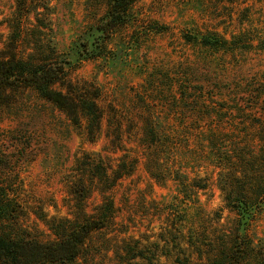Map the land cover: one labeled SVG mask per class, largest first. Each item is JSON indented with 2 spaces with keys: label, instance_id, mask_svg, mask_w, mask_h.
I'll return each mask as SVG.
<instances>
[{
  "label": "rangeland",
  "instance_id": "obj_1",
  "mask_svg": "<svg viewBox=\"0 0 264 264\" xmlns=\"http://www.w3.org/2000/svg\"><path fill=\"white\" fill-rule=\"evenodd\" d=\"M109 2L0 0V56L62 64L102 113L90 141L86 118L73 125L33 89L0 103V232L53 241L101 215L75 264H184L195 244L213 264H237L249 255H221L236 239L262 260L264 0H136L106 35L97 27ZM211 35L225 52L199 46ZM150 129L172 140L152 149ZM122 163L128 173L116 178ZM243 194L247 212L236 207Z\"/></svg>",
  "mask_w": 264,
  "mask_h": 264
},
{
  "label": "trees",
  "instance_id": "obj_2",
  "mask_svg": "<svg viewBox=\"0 0 264 264\" xmlns=\"http://www.w3.org/2000/svg\"><path fill=\"white\" fill-rule=\"evenodd\" d=\"M135 1L110 0L106 17L97 29L107 35L120 26L125 25ZM223 43L225 42L220 40L216 35H211L202 37L199 41V46L209 48L212 50L210 52L215 55V53L226 51L225 45H222ZM56 86L64 87L66 89L65 92L58 90ZM20 89H33L41 99L51 103L56 109L65 114L73 125L79 124L81 117L86 118L89 123L88 133L90 141L95 138L102 119V113L97 104L98 94L94 90L91 91L82 87L78 89L73 88L66 80L62 64L53 63L51 60L34 61L31 55L21 56L16 52L0 56V103L2 104L9 98L11 93ZM257 104L258 101L255 102L256 106ZM255 110L257 112L258 109L255 108ZM259 125H262V122H259ZM172 133L176 134L175 132ZM169 135L171 134L150 129L146 134L147 137H150L149 147L155 149L157 145L170 142L172 138ZM261 137H263L262 134L260 136V143L262 142L263 144L264 140ZM170 148H172V145ZM254 155L250 154V156L255 158ZM89 167L97 171L96 173L100 179L103 177V181H108L106 167L100 166V164L89 165ZM124 167L125 163H122L115 170L118 173L116 178H121L124 174L128 173V171L125 172ZM120 170L121 172H119ZM171 173H174L175 180L179 179L181 175L180 168L176 170L172 169ZM263 179H260V181L263 182ZM250 186L261 188V185L257 181L254 185ZM247 196V194H243V197H245L244 201L247 204L242 200H235L237 203L236 207L241 211L247 212L250 209L248 206L249 198ZM0 197L8 200V196L4 190ZM227 197L229 200L230 196ZM2 203L0 202V209L5 208ZM109 207L112 209L111 203H109ZM106 217L98 215L94 218H85V222L75 221L70 223V227L62 228L55 235V240L47 242H39L34 239L16 236V234L12 235L0 232V264H75L86 238L93 231L105 226V223L108 221V216ZM236 237L239 239L241 234L237 233ZM192 247L199 249L197 250L199 253L198 257L194 259L184 251L186 255L184 264H213L215 260L214 254L210 252L205 254L197 244ZM235 250L249 255H246L249 260L243 258L245 257L243 255L240 256L242 259H239L237 264H264V258L262 260H253L254 247L252 246V242H248V240L243 241L241 245L237 242V239L233 240V242L232 240L228 242L226 248L222 250L221 255L224 261H228ZM176 262L179 264V261Z\"/></svg>",
  "mask_w": 264,
  "mask_h": 264
}]
</instances>
